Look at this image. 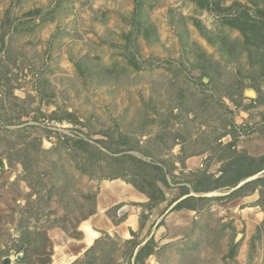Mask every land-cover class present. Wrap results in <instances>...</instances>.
Listing matches in <instances>:
<instances>
[{"label": "rangeland", "instance_id": "374dc122", "mask_svg": "<svg viewBox=\"0 0 264 264\" xmlns=\"http://www.w3.org/2000/svg\"><path fill=\"white\" fill-rule=\"evenodd\" d=\"M201 1L0 0V118L17 123L7 125L12 129L39 126L25 133L31 131L28 140L42 135L46 149L55 147L60 134L84 136L106 139L120 149L139 145L155 161L163 154L172 163L174 145L183 142L185 153L207 147L211 153L234 154L230 161H238L223 181L256 169L264 161V60L247 50L257 48L252 39L246 42L240 29L223 25L220 17L245 7L256 16L264 0H212L208 8ZM217 3L231 10L210 9ZM250 88L256 97L247 95ZM67 112L78 122L60 120ZM5 136L0 129V137ZM6 147L0 141L4 157ZM16 157L0 168V264H7V257L8 264L17 262L21 223L35 231L22 253L28 264H72L83 257L90 247L84 243L88 225L101 232L98 238L104 232L132 238L102 222L119 226L115 221L133 208L141 216L144 207L136 200L120 198L130 183L81 174L79 158L61 147L40 157L42 180L30 179L42 194L30 195L33 188ZM216 173L206 172L205 179L218 183ZM193 174L181 171L180 177ZM257 175L250 180L264 178V170ZM160 184L171 192L172 186ZM235 189L210 193L194 227L175 225L174 216L166 230L157 220L170 217L169 204L154 207L146 220L155 221L149 233L141 224L137 230L140 239L154 236L158 242V252L146 263L264 264V182ZM85 194H96V212L83 219L92 205ZM99 206L107 209L97 215ZM101 248L108 244H100L103 254ZM128 252L120 241L113 250L119 264L128 263Z\"/></svg>", "mask_w": 264, "mask_h": 264}, {"label": "trees", "instance_id": "16d2710c", "mask_svg": "<svg viewBox=\"0 0 264 264\" xmlns=\"http://www.w3.org/2000/svg\"><path fill=\"white\" fill-rule=\"evenodd\" d=\"M201 2L202 6H207V8L210 6V4L213 5L212 0H202ZM210 9L217 11L220 9L226 11L231 10L230 7H221L220 3H217L216 8L212 7ZM248 9L249 8L245 7L243 10H240L237 15L220 17V20L223 19V25H229L232 28L240 29L243 32V35L246 37V42H250L252 39L251 42L256 43L257 48L254 50L251 47H248L247 50H250L256 55L259 54V57L264 60V9L259 8L256 16L251 14ZM39 11L40 10L37 12ZM76 65L79 68L81 66L79 63H76ZM18 118H21V114L18 116ZM59 118L60 120H62V118H67L71 122H78L77 117L71 112H67L65 115ZM0 119L3 121L0 125V129L6 133L5 137H0V141L5 140V144L7 145V156L4 157V155L0 153V168L4 167L5 159H7L10 164H13L17 155L18 157H16V159L19 158L18 161H20L24 167V170L26 171L25 179L31 188H33V192L30 193V195L34 193H38L39 195L42 194V189H37L30 179L33 175L36 176L38 183L42 180L40 177L41 172L37 170L40 157L42 155H49L53 151H58L61 147H63L68 154H74L79 158L76 163L81 174H88L97 179L121 178L128 183L133 184L139 191L145 193L149 197L150 200L148 203H136L144 207V210L140 216L141 229L144 228L146 220L149 218L154 207L159 206L163 201L166 200V191L162 188L160 183L167 187H171L169 176L173 174L172 171L175 165L173 163L166 162L164 164L157 163L153 156H151V152L142 149V147L139 145H132L129 143L130 145L126 149H120L119 147H114L112 143L108 142L106 139H98L94 140V142L90 137L86 138L84 136H67L60 134L58 135V141L55 144V147L52 149H46L42 144V135L35 134L31 139H27L31 136V131L25 133L27 132L26 130L30 128L35 130L38 129L39 126L36 124L34 125L27 123L22 127H15L12 129L8 128L7 125L17 123H14V121L9 118L4 120L1 117ZM35 119L37 120L38 117H35ZM20 123L23 124L26 123V121H22ZM45 136L49 135L46 134ZM231 146H235V143L232 142ZM132 151H139L141 154L151 157L152 160H145L144 158L133 154ZM236 161L238 160L234 158L233 161H230L227 164V167H225L222 175L217 180V185L209 191L216 190L225 185H228L231 188H236L234 191H240L247 189L254 184L264 182L263 177H258L250 181H246L244 184L239 186L243 180H246L264 170L263 160L262 165L256 169L248 170L238 175L233 173V177L226 178L224 179L225 181H223V176L232 170L231 165ZM60 166L62 171L65 172V168L62 165ZM194 190L195 192H203L204 189L199 187V184H195ZM85 198L87 200L91 199L92 205L88 214L82 215L83 219L88 218L96 212V194H85ZM211 198L212 197L209 196H189L186 199L178 202L173 209H180L183 207L201 209L204 207L205 201L210 200ZM28 205L31 204L28 203ZM119 207L120 205L117 206V209ZM146 210H148V212ZM31 213H33L32 210ZM122 220L124 219H121L120 221ZM27 221H29L28 217ZM120 221H115V224H118ZM21 225H23L21 229L22 236L18 241V245L16 246L15 250L17 254L26 253V245L35 234V231L28 230V227H26L27 224L24 225V223H21ZM130 232L132 238L126 240L114 238L109 233L104 232V235L100 238H97L95 243L86 250L85 255L75 260L72 264H100L102 261H104V264H119L115 254H113V250L116 244H119V241L129 246L127 264H147L146 259L152 254H156L158 252L156 249L158 242L155 240L154 236H151L148 240H144L139 238L138 232L133 230H130ZM104 243L108 244V248H101V250L104 249L103 254L98 253L100 244ZM5 253L8 255L9 250L5 251ZM234 253L235 249L232 251V255ZM43 262L45 264H50L48 260H43ZM15 264L28 263L24 256L21 259H17Z\"/></svg>", "mask_w": 264, "mask_h": 264}, {"label": "crops", "instance_id": "0c3cea01", "mask_svg": "<svg viewBox=\"0 0 264 264\" xmlns=\"http://www.w3.org/2000/svg\"><path fill=\"white\" fill-rule=\"evenodd\" d=\"M184 146H187V145H184L182 142V143H177L173 147L174 155H176V157H174L175 160L172 161V163L175 165V167L172 171L173 172L172 176H173L174 182L169 177V181H170L171 186L173 188H171V192H166V200L163 201L159 205L160 208L163 209L165 206L168 207V204H169L168 210L170 211V213H169L170 215H168V216H170V217H167V219L162 218L160 220H157L158 225L161 227L163 226L166 230H167V228H169L171 226L170 223H167L168 220H170V218H172L174 216L177 217L175 225H183V224L188 225V224H190V227L195 226V223H196L197 219L199 218L197 215H199V213L201 212L200 209H193V208H188V207H183L180 209H173V208L176 206V204L178 202L186 199L189 196H209L210 193L214 194V190H212V191H209V190L214 188V186H216L217 183L207 181L205 179V173L209 172V171L210 172H217L214 175L216 178L215 181H217V179L223 173V170H221L222 164H225L226 161L230 162L229 159H232L234 156V154L232 155V153L229 155H221V153H217V152L211 153L209 151V150H211V148L207 149V147L205 148L206 150L204 149L200 152L186 151V153H185V147ZM184 153H185V156L180 157ZM145 157H147V156H145ZM148 158H151V157L148 156ZM156 162L159 164H164L165 162L171 163V157H167L166 155L161 154L158 158L156 157ZM181 163H183L185 165V168H182ZM181 171H183L185 174L194 173L195 175L193 174V177H190L188 175V176H186V179L182 180V178L180 177ZM199 174H201V175H199ZM196 176H197V178H195ZM207 177L210 178V176H207ZM250 178L246 179V181L250 180ZM243 182H245V180H243ZM195 184L196 185L199 184V187L204 189L203 192H195V190H194ZM225 186H228V185H225ZM225 186H221L220 188L225 187ZM136 189L137 188H135V186L133 184H131V183L126 184L125 186H123V190L121 189L119 192L120 196H121L120 198H127L128 197L130 201L136 200L137 201L136 203H147L149 201V197L146 194H144L143 192L137 191ZM205 190H208V191H205ZM102 207H104V206H99V209L97 211V215L101 211L104 212L107 209L106 207L105 208H102ZM133 209H135V208H133ZM133 209L130 213L127 214V216L125 217L124 220H122L121 222H119L117 224L119 226H115L114 223L111 222V220H109V219L108 220L106 219L102 222H103V224H106V225L109 223L115 230L119 228V230L121 232V236L124 238H128L131 236L130 230L137 232V230L140 227V223H139L140 222V219H139L140 218V212H137V211H135L136 209L135 210H133ZM152 211H154V210H152ZM152 215H153V212L150 214L149 217H152ZM148 221L149 222H146V224L143 228L147 231L146 232L147 234L151 230L153 223H155V221H153V220L152 221L148 220ZM160 221L162 222V224H160L161 223ZM87 228H90L92 230V232L89 234V236L91 237L94 235L92 237L93 240L89 245L87 243V240H88V236H87V232H86ZM84 233H85L84 243L86 244V246L93 245L95 240L101 234V232L99 230L95 229L92 225L85 226L84 227Z\"/></svg>", "mask_w": 264, "mask_h": 264}, {"label": "water", "instance_id": "95a60500", "mask_svg": "<svg viewBox=\"0 0 264 264\" xmlns=\"http://www.w3.org/2000/svg\"><path fill=\"white\" fill-rule=\"evenodd\" d=\"M247 95L248 96H250L251 98H253V97H256L257 96V93H256V91L253 89V88H250V89H248L247 90ZM258 176V175H257ZM256 176V177H257ZM255 178V177H254ZM246 182V181H245ZM245 182H242V183H240V185L239 186H241L242 184H244ZM23 257V254L22 253H20V254H18V257H17V259H21ZM9 261H10V258H6L5 259V263H9Z\"/></svg>", "mask_w": 264, "mask_h": 264}, {"label": "bare ground", "instance_id": "6f19581e", "mask_svg": "<svg viewBox=\"0 0 264 264\" xmlns=\"http://www.w3.org/2000/svg\"><path fill=\"white\" fill-rule=\"evenodd\" d=\"M86 232H87V236H88L87 243H88V245H89V244L92 242V240H93L92 237H93L94 235L91 236V237L89 236V234L92 232V230H91L90 228H87V229H86Z\"/></svg>", "mask_w": 264, "mask_h": 264}]
</instances>
